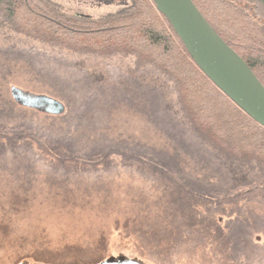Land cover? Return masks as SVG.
<instances>
[{
	"label": "rangeland",
	"instance_id": "1",
	"mask_svg": "<svg viewBox=\"0 0 264 264\" xmlns=\"http://www.w3.org/2000/svg\"><path fill=\"white\" fill-rule=\"evenodd\" d=\"M44 1L67 16L90 19L123 14L133 7V0H121L124 3L112 5L96 0ZM234 1L250 12V6ZM0 21L3 27L0 30V51L9 54L22 50L14 58L9 54L5 60L8 62L6 78H0V81H10L4 87V96L10 98L9 86L15 85L21 92L53 96L63 107L61 97L51 91L50 83L43 81L47 77L41 70L38 73V68L46 71L52 79L62 81L65 78L70 82H76L86 70L93 71L103 86L102 98L106 105L103 111L93 115L95 123L83 125L86 132L95 127L103 130L108 139L133 135L149 144L166 145V141L157 138L159 135L151 136L155 134L154 128L145 124V117L139 115L137 109H116L118 101L112 97L113 93L121 96L127 88H137L145 83L149 87L154 84L152 81L160 80L167 84L175 108L183 116L175 84L152 62L135 52L67 50L19 34L6 24L4 18ZM258 22L264 27V21ZM21 52H24L23 57ZM25 53L30 64L25 62ZM138 80H142V84ZM126 84L129 85L126 87ZM85 96V92L79 95ZM15 107L12 112L16 116H10V121L23 122L22 113H25L27 119L33 124H42L41 127L49 124L55 129L50 121L60 123L59 119L45 117L36 109L27 107L30 112L23 106ZM89 117L93 121L90 114ZM67 126L61 124L56 128L59 132L54 130L52 135L60 137V133H67ZM192 137L207 149V158H213L210 164H197L203 165V170L216 172L209 180L217 188L225 181L220 163L232 171L243 169L250 180H255L252 186L258 187L255 194H246L245 189L229 191L198 209L203 219L210 218L221 227V235L203 239L198 234L178 229L171 213L166 219L161 214L163 206L157 201L161 190L155 181L138 171L125 169L123 165L117 166L115 162L107 170L75 171L48 166L44 159L32 158L27 152L31 158L25 157L24 152L15 155H19L16 158L2 154L0 264H17L22 260L37 262L34 258L43 255L64 261L72 258L104 259L118 253L138 257L150 264H264V162L254 156L229 154L195 133ZM198 172L203 171L198 169ZM240 193L246 196L240 197L237 203H216Z\"/></svg>",
	"mask_w": 264,
	"mask_h": 264
},
{
	"label": "trees",
	"instance_id": "2",
	"mask_svg": "<svg viewBox=\"0 0 264 264\" xmlns=\"http://www.w3.org/2000/svg\"><path fill=\"white\" fill-rule=\"evenodd\" d=\"M192 1L264 86V27L258 22L264 21V0H239L250 6V12L234 0ZM0 18H4L6 24L19 34L57 44L67 50L137 53L169 76L184 111L181 116L175 108L167 84L153 79L154 84L149 87L147 83L137 88L130 87L121 96L113 93L112 97L117 98L116 109H137L138 114L145 117V124L154 128L155 134L151 136L159 135L158 139L166 141L164 147L162 144H149L133 135L108 139L103 130L95 127L87 133L83 125L95 123L93 115L103 111L106 105L102 98L103 86L95 73L86 70L76 82L65 78L59 81L50 78L39 67L38 73L41 70L47 77L43 81L50 83L51 91L61 97L63 110L50 113L32 105H20L11 93L10 86L15 85L9 86L11 100L3 95L10 80L0 81V155L16 158L19 155H15L27 152L32 158L44 159L48 166L64 170H107L115 162L117 166L120 164L125 169L138 171L143 176H150L160 188L157 201L163 206L161 214L164 219L171 213L178 229L198 234L203 239L221 235V227L210 218L203 219L199 208L213 203L214 198L229 191L245 189L246 194H255L258 189L252 186L255 180H250L243 169L232 171L222 163L225 181L222 187L217 188L209 180L216 172L203 170V165L197 164H210L213 158H207V149L192 134L208 139L229 154L254 156L264 162V127L241 110L197 67L153 0H133L129 12L103 19L67 16L44 0H0ZM1 24L0 21V30L3 28ZM1 52L0 78H6L8 62L5 60L9 54L14 58L18 52ZM23 53H20L21 57ZM29 60L25 53V62L30 64ZM138 81L140 84L143 82ZM83 92L86 96L79 97ZM16 104L25 109H36L45 117L59 119L60 123L50 121L55 129L49 124L41 127L42 124H33L27 119L25 113H22L23 122L10 121V116H16L12 112L16 110ZM61 124L68 125L67 133L55 137L52 131L59 132L57 127ZM25 157L31 158L27 154ZM198 169L203 172H198ZM243 196L246 195L240 193L234 198L219 199L216 203H237ZM34 260L48 264H82L99 262L102 258L62 261V258L55 260L43 255Z\"/></svg>",
	"mask_w": 264,
	"mask_h": 264
},
{
	"label": "water",
	"instance_id": "3",
	"mask_svg": "<svg viewBox=\"0 0 264 264\" xmlns=\"http://www.w3.org/2000/svg\"><path fill=\"white\" fill-rule=\"evenodd\" d=\"M164 15L197 67L249 117L264 127V86L251 68L214 30L192 0H153ZM19 103L58 113L63 107L53 97L21 92L11 86ZM52 113V112H50ZM17 264H48L22 260ZM82 264H150L123 253L110 255L96 263Z\"/></svg>",
	"mask_w": 264,
	"mask_h": 264
},
{
	"label": "flooded vegetation",
	"instance_id": "4",
	"mask_svg": "<svg viewBox=\"0 0 264 264\" xmlns=\"http://www.w3.org/2000/svg\"><path fill=\"white\" fill-rule=\"evenodd\" d=\"M81 1H83V2H87V1H89V2H92V0H81ZM96 2H108L109 4H117V3H124L123 1H121V0H96ZM89 17H87L86 19H88Z\"/></svg>",
	"mask_w": 264,
	"mask_h": 264
}]
</instances>
